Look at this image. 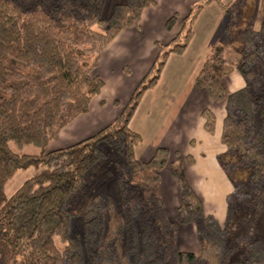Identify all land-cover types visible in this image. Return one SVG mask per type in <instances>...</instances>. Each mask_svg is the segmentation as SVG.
Segmentation results:
<instances>
[{"label":"trees","instance_id":"trees-1","mask_svg":"<svg viewBox=\"0 0 264 264\" xmlns=\"http://www.w3.org/2000/svg\"><path fill=\"white\" fill-rule=\"evenodd\" d=\"M209 1L191 8L167 45L155 43L156 59L110 124L72 145L48 151L47 146L87 114L100 95L104 83L92 72L102 50L125 28L138 29L142 11L154 0H126L108 19L101 16L105 0H0L1 263L20 257L22 264H228L225 226L233 218L232 200L241 196L251 209L252 237L237 264H264V244L252 231L264 211L262 33L230 30L241 45L239 58L228 61L223 46L214 45L212 58L193 78L194 87L224 104L223 160L229 163L235 156L250 168L246 184L230 178L234 194L228 199L225 226L205 214L184 165L179 159L170 162L167 149L158 148L147 162L135 156L142 137L129 127L130 119L143 94L158 81L168 56L187 47L196 15ZM176 22L177 15L171 16L165 29L171 31ZM82 51L93 56L91 63L82 62ZM234 70L245 85L227 94L223 80ZM201 116L204 129L212 134L214 114L203 109ZM192 163L187 157L186 164ZM120 166L123 174H117ZM29 167L40 170L7 197L6 182ZM165 168L177 180L171 218L160 195ZM92 176L107 186L88 188L86 180ZM186 225L195 227L197 253L178 249V231Z\"/></svg>","mask_w":264,"mask_h":264},{"label":"crops","instance_id":"crops-1","mask_svg":"<svg viewBox=\"0 0 264 264\" xmlns=\"http://www.w3.org/2000/svg\"><path fill=\"white\" fill-rule=\"evenodd\" d=\"M205 1L154 0L152 6L145 8L140 16L139 28H125L100 53L92 73L102 79L104 87L90 103L88 113L65 127L59 139L50 143L47 150L57 149L59 145V148L72 145L110 124L128 103L156 59L159 51L155 43L167 45L179 33L181 21L188 16L191 8ZM125 2L105 0L102 18L108 19L115 6ZM225 10L230 11L211 0L198 12L187 47L181 54L168 56L158 81L143 94L129 122V127L142 137L135 148V156L147 162L158 148H165L170 162L181 160L184 175L200 199L205 214L213 216L222 226L227 220L228 199L234 194L232 177L222 166L227 156V149L220 141L225 108L223 103L213 101L205 90L194 87L193 78L203 62L210 59L208 53L213 41L217 40V29L250 28L260 33L264 26L263 11L256 14L245 11V8L238 12L237 26H226ZM173 15H177V22L171 31H167L166 20ZM223 54L225 57L224 48ZM223 85L226 93L230 94L244 87L245 82L234 70L223 80ZM203 109L214 114L212 134L204 129ZM187 157L193 159L191 165L186 164ZM160 195L171 218L177 206V180L168 168L160 175ZM263 234V230L258 228V236L264 244ZM177 246L180 251L197 253L193 225L179 228Z\"/></svg>","mask_w":264,"mask_h":264},{"label":"rangeland","instance_id":"rangeland-1","mask_svg":"<svg viewBox=\"0 0 264 264\" xmlns=\"http://www.w3.org/2000/svg\"><path fill=\"white\" fill-rule=\"evenodd\" d=\"M222 2L226 5L224 9H230V11L225 10L226 26L228 24L233 27L237 26V22H235V20L239 17L238 12H240L244 8L245 11H252L256 14H258V12L261 10L264 14V0H222ZM240 2L242 3V5ZM94 29L101 31V29L97 27H95ZM260 33H262L263 36H259V39H264V26ZM215 38H217V40L213 41L212 46L217 44L223 46L225 57L227 58V60L235 61L237 58H239L241 46L237 42H235L234 39L231 37L229 29H225L224 31H220V29H217L215 33ZM209 50L210 51L208 53V58H212V50ZM81 60L82 62L89 64L93 61V56L87 55V53H84V51H82ZM254 67H258L259 71L263 72L259 65H254ZM109 111L110 110L108 108L107 112ZM56 144H60V142H57ZM102 147L103 149L107 150V147L105 145H103ZM224 163H226V170L229 171L232 180L236 184L241 186L248 182V179L250 177V168L248 166H241V164L238 163L237 157L234 156L233 158H231V161L229 163L227 161H224ZM39 170V168L35 167H29L24 170H18L6 182L4 187L5 195L9 197L27 178H30L31 176L37 174ZM118 170L119 172H117V174H123L125 171V169L121 166L118 167ZM86 184L90 189L100 190L104 189L107 186L106 182L98 180L94 176L89 177L86 180ZM235 200L236 201L232 200V206L234 209L232 221L227 226H225L226 224L223 225L227 229L228 245L230 248L228 264H237L243 258L244 254L246 253V244L250 241L252 237V232L250 230L251 223L250 219L248 218L249 216H251V209L247 207L245 201L243 200V197L241 198L240 196ZM258 228L263 230L264 232V214L260 219L257 220V224L252 230L255 235L256 233H258ZM262 236L264 237V234ZM0 264H22V262L20 257H16L14 260H11L7 263L0 262Z\"/></svg>","mask_w":264,"mask_h":264}]
</instances>
